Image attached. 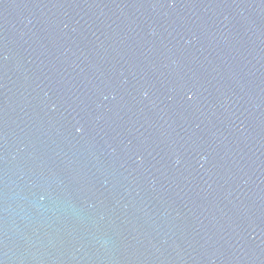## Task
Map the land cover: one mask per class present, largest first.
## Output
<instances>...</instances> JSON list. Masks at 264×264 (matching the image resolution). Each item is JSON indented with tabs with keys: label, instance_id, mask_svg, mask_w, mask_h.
I'll list each match as a JSON object with an SVG mask.
<instances>
[{
	"label": "water",
	"instance_id": "1",
	"mask_svg": "<svg viewBox=\"0 0 264 264\" xmlns=\"http://www.w3.org/2000/svg\"><path fill=\"white\" fill-rule=\"evenodd\" d=\"M0 264H264V0H0Z\"/></svg>",
	"mask_w": 264,
	"mask_h": 264
}]
</instances>
